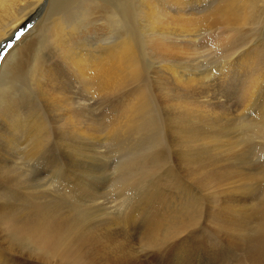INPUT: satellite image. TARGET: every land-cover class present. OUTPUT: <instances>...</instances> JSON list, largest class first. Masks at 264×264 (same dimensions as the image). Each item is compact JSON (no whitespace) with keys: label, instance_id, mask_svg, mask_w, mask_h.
Returning <instances> with one entry per match:
<instances>
[{"label":"rangeland","instance_id":"obj_1","mask_svg":"<svg viewBox=\"0 0 264 264\" xmlns=\"http://www.w3.org/2000/svg\"><path fill=\"white\" fill-rule=\"evenodd\" d=\"M111 1L112 6H110L109 8L113 10L114 21L112 23L114 24H112L110 21L108 22V20L106 19L109 14L108 10L110 9L104 7L105 0H51L43 5L39 10H34L35 12H33L28 17L29 21L24 25L22 24L21 26H19V31L17 30L14 36H10L0 44V75H2L3 78V84L0 88V93L4 89V83L6 79V71L4 68H2V65L3 62L6 64L9 63V60L4 61L7 53L11 48L9 47V45L13 46L26 35L31 34L22 42V44H24L28 39H31V44H29L30 46L28 45L26 49H24L26 50V52L23 51L22 55H20L22 58L20 66L23 65L24 59H27V57L31 53H33V51L36 52L38 50L40 54L44 56L43 58L45 60V63L47 62L49 65H53L51 70L55 73L53 78H50L52 86L50 87L51 96L49 95V97L51 98H49L48 101L52 102L53 100L55 101V99L57 101H55L54 104L53 102L49 103L48 101H46L49 104L47 106H43L37 97V91L34 90V93H32V97L30 96V101L33 105L32 112L34 115V121L31 124L34 125H31L32 127L28 130L21 127L16 128L18 131H20V133L16 131L18 134L15 133V130H12V132L14 131L13 133L16 137H14L13 134L10 133L9 135L2 134V132L0 131V134L3 135H0V146L5 145V142L9 140V136L10 138L11 136L14 137L11 138V140L13 141H11V147L1 146L0 151L2 152L0 153L4 155H7L8 153V155H10L12 153L10 156H13L14 161L16 162V164L14 163L13 166L14 168H16L17 173H19L20 175L17 180L16 187V190L19 193L17 197L18 208L33 211L35 215H37V213L39 215V213L41 212L42 214L40 213V215L42 217L36 216L37 219L35 220L37 221L39 218V223H47L49 228L51 226L53 229H55V232L60 227H58V225H61L56 233L57 235H55L54 232V235L58 238H56L57 241H54L58 243V240L61 241L64 237V242H61L63 250H65L64 247H66V250L69 251V253L70 249L71 252L79 249V252L84 251V253L89 250L87 251V254L85 253V256L83 253L80 254V256L78 252L77 255L80 256L77 257L78 260L76 259V256L75 260H70L71 257H68L69 255L62 257L63 259H60L58 258V256L57 258L56 256L49 257V255L45 251L41 250L37 246L39 245L37 244V242L35 244H26L25 246L24 243L20 242L21 240H16V255H25L27 257V262L23 264H29V260L31 259V257L35 262H39L40 264L41 261L42 264L44 262V264H86L87 262L88 264H109L110 261V264L112 262H117L116 264H236L237 253L229 255L226 259L224 258L226 255L223 254L222 251L224 236L228 232L227 230H225L226 228H223L224 224L228 218V220H231L233 218L237 219L240 217L247 218L246 216L251 217V214L253 215L254 213L253 209H255V205L253 206V204H256L255 201H257L256 199L258 198V196H260V194H255V192L253 191L255 190L257 192L260 185V190H264V185L261 184L263 181L262 179L264 178V147L262 145V143L264 142V137H262L263 140H261V137L256 132L255 122L254 125L252 122L255 120L253 118L256 117L258 111L262 110V112L264 113V73H262L264 72L262 71L264 70V68L261 69L262 66L264 67V0H257V3L253 4V7L255 8L254 11L253 7H251L252 4L250 5L249 10L251 11L252 15H254L246 24L227 23V25L219 21L216 25L215 23H213L215 26L212 23H208L209 27L208 25L205 26L207 23L204 24V22H202V25H199L197 23H191V20L189 22H186L185 20L192 17L198 18L200 15L206 14L209 12V10L213 9V6H217L220 2H223L225 0ZM150 3L152 4V6ZM78 5H82V11L80 16L78 18L76 17L77 20L74 21L72 16L75 8ZM147 5L151 7L156 5L155 8H158V12L162 9V13H164L166 10L163 19L167 20L168 18L173 17L174 19L180 20L182 23H184V31L181 32L177 30H167L166 27L164 25L162 27L161 24L158 25H161L160 27H158L159 29L157 27H154V29L153 26L148 25L145 17L148 10V8H146L148 7ZM166 14L169 16H167ZM54 15H61L64 17L65 28H70L71 26L76 25V30L81 31V33L71 34L70 36L74 38L69 42V44L67 42V44L70 46L71 43L75 41L79 45L83 43L80 46V50L84 51L100 50L103 48V44L106 41L111 42V44L114 43L116 45L120 37H124L125 35H127L126 33H131L134 41L135 56L136 58L138 56L137 60L141 62V65H139L141 74L138 73V75L136 76L137 79L132 78L131 81L129 80L131 83L128 81L129 84H127V82L126 87L123 86V89L121 87L119 88V90L112 92L108 95L109 97H105L101 94L96 95L95 98L99 104H97V106L93 108L92 111H89L85 107H81L78 104L77 100L80 101L83 97H85L86 90L80 83L76 81V78L73 76L74 70L70 68V65H65V62L67 63L68 61H63V55L60 52L58 53L56 50H54L53 45H50L48 43L44 45L43 43L38 47L37 44L40 37L39 35L41 33L40 31H42L43 28L41 25H43L50 17ZM165 16L167 17L166 19ZM32 28H34V31L28 33ZM151 28H153V31H150ZM163 28H165L166 32H163ZM155 32H157V37L154 36ZM158 33H162L163 35H159ZM109 34L111 36V39L107 40ZM151 36H154V38L151 39ZM11 38H14V40ZM158 38L162 39L158 40ZM154 39H157L158 41ZM160 42L161 45H158ZM240 62H243L242 65L240 64ZM251 67H253L254 69ZM256 67L259 68L257 69ZM246 69L248 71H246ZM251 69L254 70L252 75H250L252 73ZM65 70L68 72H66ZM259 72L262 74H259L260 76L256 75ZM246 74L249 76H247ZM255 76L261 77V80L259 79L261 82L258 80V85H256L258 89L255 88L259 93L254 89L253 94L247 101L245 97V91L247 86L252 82ZM245 77L248 78L246 79ZM251 77H253V79ZM249 78L251 79L248 81ZM189 79L191 81H187ZM259 82L262 85H260ZM53 85H55L56 87L58 86V90L55 89L56 87ZM259 85L262 91L259 90ZM143 86H146L145 88L147 91ZM21 90L26 96V89L22 88ZM242 90L245 91L243 92ZM59 91L61 92L59 93ZM141 91H143V95L144 97H146L145 99L148 98L147 100L150 101L148 102L149 104L147 105V109L144 108V111L139 113L141 115L139 116L138 114L136 116V118L138 117V120L136 122L142 129L140 128L141 130H138L134 133L133 129L128 128V131L127 128H125L127 132H129L127 133L122 128H114V130L116 129L115 131L119 133L118 134L112 128V131H114L115 135L117 136L116 137L113 134L114 132L111 131V127L114 124L113 121H115L119 116L123 115V109L125 107V104L127 103V100L131 99L133 95H135L136 93H140ZM60 94H63L62 98ZM243 96L245 99L243 98ZM64 97L66 98V100L64 99ZM183 98H185V100H188L187 98H189L191 104L188 107H186L187 105L183 104V101H185ZM174 99L177 100V102L179 100L181 101L176 104V101H173ZM243 100H245L246 102ZM16 101L24 102L26 104L30 103L27 97H24V100L22 101L17 98ZM58 101L60 102L58 104H60L61 106H57ZM197 101H199L200 103H196ZM243 102L247 105L243 104ZM66 103L67 106H65ZM181 105L185 106L180 107ZM197 105L199 108L197 107ZM199 105H204L203 108L206 107L208 111H205L206 109H204L203 111V109ZM55 106L57 108H55ZM63 106L66 107V109ZM189 107H191L192 109L194 107V109L192 110L190 108L189 110ZM196 108L197 111H195ZM73 111H76L75 114L78 115L79 124H76L77 128L79 127V125L80 127H82V125L83 127L91 125L93 128V132L91 133V135H93L94 137L95 135H100L99 137L96 136L97 140L93 136L91 137L90 134L89 135L91 139L88 137L89 135H87L86 138V135L70 133L73 132L70 129H73L75 124H73L69 119L65 120V118H68V112L71 113ZM193 111H195L197 114H194ZM189 112H191V114ZM205 112H208L209 114H203ZM80 114H82V116H80ZM136 118L134 117V119ZM63 119L64 122H62ZM134 119L132 120V124H134V126H137L136 122H134ZM36 120L38 123L36 122ZM92 120L93 122H91ZM65 121H69L70 123ZM0 122L1 128L3 126V122L5 121H1L0 119ZM111 122L113 124H111ZM67 124L72 127L70 128ZM94 124L97 125V127L94 126ZM109 124H111V126ZM221 124L223 125L221 126ZM40 127H44L42 128L43 130ZM67 127H69L70 129ZM105 127L106 129H104ZM94 128H96L97 132L101 131V133L95 132L96 134H93L95 131ZM170 128L174 129V131L176 130V133H173V130H170ZM21 129H23L24 131ZM181 129L183 131H181ZM105 130H108V132ZM121 130L124 131V133L122 131L123 134L121 133ZM109 132H112L111 135ZM33 133L35 135L37 134L35 136L36 139L34 138ZM190 134H195L197 138L195 136L192 137ZM27 136H30V138H27ZM80 136L83 138H80ZM182 136L185 137L183 138ZM201 136H203L204 138ZM206 136L208 139L206 138ZM191 137L192 140L194 137L195 138L193 141L189 142L191 140ZM198 137H201L202 139L200 138L199 140ZM218 137H221L222 139L219 140ZM2 138L3 140H5L4 142ZM185 138L188 139V142ZM230 138L233 139L231 143ZM226 139H228L229 141H225ZM183 140H185L186 142H184ZM207 141L208 143L206 144ZM38 142L40 143V146L37 145L39 144ZM228 146H230L231 148H233L234 146L235 147L233 148V150L229 147L228 150ZM189 147L191 150L189 149ZM210 147H212V150L209 149ZM7 148L9 152L8 150L5 151ZM218 150H220L222 153L220 151L219 153ZM190 153L192 155H190ZM186 154L188 156H186ZM190 160L193 162H191ZM262 165L263 170L261 169ZM199 166L201 168H205V172H202L203 169H201ZM208 166L210 167V170ZM197 168L198 171L196 172ZM212 168L215 171L211 170ZM258 168L263 171V176L260 174V170L259 172H256L258 171ZM206 169L207 171L209 170L210 173H208ZM231 169L234 170V174L231 173L233 171H229ZM235 169L238 170L237 173ZM192 170H194V172ZM199 170L201 172H199ZM190 171H192V173ZM253 172L259 173L260 176L257 177L258 174H256L255 178ZM246 173H249V176L254 175V178L247 176ZM217 174H219L220 176ZM227 174L228 176L226 177ZM243 174L244 177L242 180ZM205 175L209 176L206 177ZM215 175H217L216 179ZM232 175H236V178H234ZM245 175L247 178L245 177ZM231 176L232 178H230ZM0 177L6 178L5 174H0ZM196 177H198V179ZM226 178L229 180L226 181ZM207 179H210L208 181H212L208 183ZM260 179L261 181H259ZM220 180L221 182H219ZM244 180V183L249 182V185L246 186L242 183V189L241 182H243ZM248 180H251V182ZM239 181H241L240 184L238 183ZM213 182L216 186H214ZM217 183H219L218 186H220V190H218ZM223 183H225V185ZM229 184L235 185V187H237L238 189L241 186L240 189L242 192L240 190L232 188L233 186ZM257 184L259 185L257 186L258 188H256ZM167 185L169 186V188ZM206 186H211L212 188H207ZM229 186L234 192L232 190L230 191V188L228 189ZM253 186L254 189H252ZM205 189H207V191ZM5 190H2L0 192V201L11 200L10 196H13L10 195V193L13 194L12 191H9L8 189V191ZM216 190H218V192ZM251 190L252 193H250ZM220 191H223L225 193L227 192V195L225 193L223 194V192ZM24 193L29 194V199L33 201H26L21 196ZM4 194L5 196H2ZM232 196L238 197L237 199H241V202L240 200L238 201ZM230 198H232L231 201H229ZM233 199H236L237 203H235V200L233 201ZM250 201H253V204ZM177 202L178 204H176ZM244 202L246 207L243 205ZM195 203L197 206H195ZM227 203L228 206L226 205L227 207H225L224 204ZM238 204L242 206L240 207ZM236 205L238 207H236V210L238 209L237 211L234 210ZM198 206H200L199 208L201 210L198 208ZM157 207L160 208L158 209ZM223 207L225 210L223 209ZM220 209L221 211L224 210V212H226L225 219L223 217L224 212H221ZM240 209L243 210V213ZM218 211V215H222L221 217L225 221H223V225L221 223L223 219L217 215ZM234 211L236 212L235 215L233 214L235 213ZM239 211L240 213L237 214ZM48 212L50 213L47 216ZM163 212H169L167 213V215L171 213L169 217L170 223L168 221V217L166 220H163V226H166L164 227L166 232L164 231V229H162L160 233L162 231L163 233H161L159 237H164L162 238V240L160 238H154L156 240L158 239L157 242H155V240H152L150 237L152 234L151 228L153 226V224L151 225V223H153L154 217L157 213L159 214ZM220 212L223 214H221ZM51 213H54L55 216L51 217L53 216V214ZM187 213L193 216L194 214H196V216L198 217H194L196 220L193 218V221L195 220L197 222H193L192 220H190L189 223H191H187L188 226L184 224L187 227L181 225L182 228L184 227L183 229L181 228L182 230L180 229L181 226L177 228L179 229V231H177L179 232L178 234H176L177 232H173V234H171V230H174L172 229L174 223L172 224L173 221L171 220V216L182 215L181 217L185 218L186 215H189ZM229 213V216H231L232 218L227 217V214ZM45 214L46 217H44L43 219V216H45ZM240 214H243V216ZM133 215H135V218ZM232 215H234V217ZM213 216H216V220L213 218ZM126 218L127 221H125ZM198 218H200V220ZM218 218L220 219L217 220ZM131 219L132 222L130 221ZM43 220L45 222H43ZM48 220L49 222L50 220L52 222L49 223ZM127 222L129 223L127 224ZM35 223L37 224V222ZM169 225L171 230L168 231L167 234V228H169ZM147 226H151L150 228H148V232L150 231L151 234L148 235V232L145 231L147 229ZM72 228H74V230ZM63 229L66 231H64ZM70 230L72 231V233ZM65 232L68 237H66ZM251 233V231H248V234ZM77 234H79L78 238ZM174 234L176 235V237H173L175 236ZM96 235L99 237L97 238ZM72 236H75L74 238H76L77 240H80L82 238L85 239L77 241L76 239L74 240ZM90 236L93 238H91ZM143 236L145 237V239L147 238V241H154L155 243L146 242ZM89 237L90 239L88 240ZM66 238L69 240H66ZM168 239L171 241H169ZM71 240L74 241L72 242L71 246H69ZM83 240L88 241V244ZM76 241L78 242V244ZM93 242H95V244L97 245H93ZM89 243L90 248L88 246L89 249L85 250V247L87 248V245H89ZM115 243L117 244V246ZM152 245L157 246L158 248L153 247ZM96 246L97 248L99 247V252L101 254L99 252H95L96 250L94 249L96 248L93 247ZM69 247L71 248L69 249ZM106 248L109 250L106 251ZM125 248L126 250H124ZM112 249L118 255H115ZM40 252L45 253V255L41 254ZM104 253L110 258H106ZM92 254H94V258ZM98 254H100V256ZM83 256H87L86 258H84L85 261L81 260L83 259ZM90 256H92V259H90ZM72 257H74V255ZM95 257L97 259H101L102 257V259H99V261L95 259ZM53 258H56V261ZM105 259L106 261L108 259L111 260H108L109 262L106 263ZM96 261L101 263H96Z\"/></svg>","mask_w":264,"mask_h":264},{"label":"bare ground","instance_id":"obj_2","mask_svg":"<svg viewBox=\"0 0 264 264\" xmlns=\"http://www.w3.org/2000/svg\"><path fill=\"white\" fill-rule=\"evenodd\" d=\"M49 1H51V0H0V44H1V42H3L5 39H7V38H9L10 36L12 37V36H14V34L17 32V30L19 31V26H21L22 24L24 25L26 22H28L29 21V19H28V17L33 13V12H35L34 10H39L43 5H45L46 3H48ZM89 1H91V0H89ZM223 1V0H222ZM150 2V1H149ZM263 2V1H262ZM144 3H145V1H144ZM143 3V4H144ZM254 3H257V0H225V1H223V2H220L217 6L215 5V6H213L214 8L213 9H211V10H209V12L208 13H206V14H203V15H200L198 18H195V17H192V18H188V19H186L185 21L186 22H189L190 20H191V23H197V24H203L202 22H204V24H206L205 26H207L208 25V27H209V24L208 23H215V25L219 22V21H221V23H225V24H227V23H230V24H233V23H238V24H246L249 20H250V18L254 15H252V13H251V11L249 10V7H250V5L252 4V6L251 7H253L254 5ZM151 4V3H150ZM256 5V4H255ZM110 6H112V1L111 0H105V6L104 7H106L107 9H110V10H108L109 11V14H108V16H107V20H108V22L110 21L111 23L114 21V19H113V10L111 9V8H109ZM146 6V5H145ZM148 6V5H147ZM151 6H152V4H151ZM151 6H148V7H146V8H148V10H147V13H146V11H145V13H146V22H147V24L148 25H151V26H153V28L154 27H160L161 25H162V27H163V25L166 27V29L167 30H177V31H184V23H182L180 20H178V19H174L173 17H170V18H168L167 20H164L163 19V17H164V15H165V12H166V10H165V12L164 13H162L163 12V10L161 9L159 12H158V8H155V6H153V7H151ZM257 6V5H256ZM77 8H78V11H77ZM161 8V7H160ZM143 9V8H142ZM250 9H252V8H250ZM254 7H253V11H254ZM81 11H82V5H78L76 8H75V10H74V13H73V16H72V18L74 19V21H76L77 20V18L80 16V14H81ZM141 11V10H140ZM38 12V11H37ZM139 14V13H138ZM160 14H162V15H160ZM168 14V13H167ZM166 14V15H167ZM160 16H162V17H160ZM167 16H169V15H167ZM77 17V18H76ZM167 17L165 16V19H166ZM163 19V20H162ZM208 19H209V21H208ZM107 22V21H106ZM64 24H65V19H64V17L63 16H61V15H54V16H52V17H50L43 25H41L43 28H42V31H40L41 33H40V37H39V39H38V47L39 46H41L43 43H44V45H46L47 43L48 44H50V45H53V48H54V50H56L58 53L60 52L62 55H63V61H68L67 63L65 62V65L66 64H68V65H70V68H72L74 71H73V76L76 78V81L78 82V83H80L84 88H85V90H86V95H85V97H83L80 101H78L77 100V102H78V104L81 106V107H85V108H87L89 111H92L93 110V108H95L96 106H97V104H99L98 103V101L96 100V95H99V94H101V95H103V96H108L109 94H111L112 92H114V91H116V90H119V88H121L122 87V89H123V86L124 87H126V83L130 80L131 81V79L132 78H136L137 79V75H138V73L139 74H141V69H140V66L139 65H141V62L139 61V60H137V58H138V56H137V58H136V56H135V51H134V41H133V36L131 35V33H126L127 35H125L124 37H120V39L118 40V43L115 45L114 43L113 44H111V42H104V46H103V48L102 49H100V50H96V51H94V50H89V51H84V50H80V46L83 44V43H81V45H79L76 41L75 42H72L71 43V45L69 46L68 44H69V42L70 41H72L73 40V38L74 37H71L70 35L71 34H77V33H81V31H79V30H76V25H73V26H71L70 28H65V26H64ZM112 24H114V23H112ZM159 24H161L160 26H158ZM220 24V23H219ZM37 25V24H36ZM214 25V24H213ZM214 25V26H215ZM223 25V24H222ZM228 25V24H227ZM150 26V27H151ZM204 26V25H203ZM224 26V25H223ZM36 27V26H35ZM34 27V28H35ZM40 27V26H39ZM149 27V28H150ZM211 27V26H210ZM226 27V26H225ZM234 27V26H233ZM34 28H32V29H30V31L28 32V33H30V32H32V31H34ZM147 28V27H146ZM153 28H151L150 29V31L152 30L153 31ZM155 29V28H154ZM159 29V28H158ZM164 30H163V32L165 31L166 32V30H165V28H163ZM162 30V29H161ZM155 31V30H154ZM157 31V30H156ZM174 31V32H175ZM127 32V31H126ZM158 32V31H157ZM157 32H155V35L154 36H156V33ZM173 32V31H172ZM38 33V32H37ZM34 34V33H33ZM159 34V33H158ZM175 34H176V32H175ZM31 34H29V35H26V36H24L20 41H18L17 43H15L13 46H11V48H10V50H9V52L7 53V55H6V57H5V59H4V61L5 60H9V63L8 64H6V63H4L3 62V65H2V68H4L5 69V71H6V79H5V83H4V89H3V91L0 93V119H1V121L2 120H4L5 122H3V126L0 128V131L2 132V134H7V135H9V133L10 134H13V136H14V131L12 132V130H15V133H17V132H19L20 133V131H18L16 128H18V127H21V128H24V129H26V130H28L29 128H31L33 125L31 124L33 121H34V119H33V117H34V115H33V108H32V102L30 101V96L32 97V93H34L33 91L35 90V91H37V97H38V99L40 100V102L42 103V105L44 106V105H48L49 103H52L53 102V104L55 103V101H57L56 99H55V101L53 100L52 102H49L48 101V99L49 98H51V97H49V95H50V87L52 86V84H51V82H50V78L52 77L53 78V76L55 75V73L51 70V68H52V66L53 65H49L47 62L45 63V60H44V56L43 55H41L40 54V52L37 50L36 52H34L33 51V53H31L28 57H27V59H24V63H23V65L22 66H20V63H21V61H22V58H21V56L20 55H22V53H23V51H25L26 52V50H24V49H26V47L29 45V44H31V39H28V40H26L25 41V43L24 44H22V42L25 40V39H27V37H29ZM152 35V34H151ZM159 35H163L162 33L161 34H159ZM177 35V34H176ZM36 36V35H35ZM154 36H151V39L152 38H154ZM157 37V36H156ZM155 37V38H156ZM169 38V37H168ZM11 39H13L14 40V38H11ZM110 40L111 39V36H110V34L108 35V38H107V40ZM150 39V40H151ZM159 39H162V38H158V40ZM154 40H157V39H154ZM154 40H152V41H154ZM157 40V41H158ZM151 41V42H152ZM67 42H68V44H67ZM155 43V42H154ZM158 43V42H157ZM115 45V46H114ZM158 45H161V42L158 44ZM157 45V46H158ZM30 46V45H29ZM37 47V46H36ZM37 47V48H38ZM45 47V46H44ZM28 49V48H27ZM136 50V49H135ZM137 52V51H136ZM137 55V54H136ZM26 56V55H25ZM249 59V58H248ZM245 60V59H244ZM247 60V59H246ZM253 60V59H252ZM258 60V59H257ZM62 61V60H61ZM138 62H140V63H138ZM244 62V61H243ZM242 62V63H243ZM242 63L240 62V64L242 65ZM248 64V63H247ZM250 64H253V63H250ZM240 65V66H241ZM259 65V64H258ZM247 66V65H246ZM66 67V66H65ZM243 67V66H242ZM244 67H245V65H244ZM243 67V68H244ZM248 68H249V65H248ZM247 68V69H248ZM251 68H253V67H251ZM257 68V67H256ZM255 68V69H256ZM259 68V67H258ZM257 68V69H258ZM261 68V67H260ZM264 67L262 66V68L261 69H263ZM67 69H68V67H67ZM245 69V68H244ZM246 69V71H248ZM254 69V68H253ZM55 70V69H54ZM143 70V69H142ZM252 70V69H251ZM250 70V71H251ZM64 71V70H63ZM66 71V70H65ZM253 71L254 70H252V73L250 74V75H252L253 74ZM261 71V70H260ZM262 71H264V70H262ZM66 72H68V71H66ZM72 72V71H71ZM257 72V71H256ZM173 73V72H172ZM262 73H264V72H262ZM262 73H258V74H256V75H258V76H260ZM260 74V75H259ZM247 75V74H246ZM254 75H255V73H254ZM254 75H253V77H254ZM264 75V74H263ZM262 75V76H263ZM173 76V75H172ZM177 76V75H176ZM247 76H249V75H247ZM180 77V76H179ZM253 77H251L252 79H253ZM51 78V79H52ZM55 78V77H54ZM139 78V77H138ZM246 78V77H245ZM245 78H244V80H245ZM248 78V77H247ZM246 78V79H247ZM251 78H249L248 79V81L251 79ZM263 78H264V76H263ZM262 78V79H263ZM136 79H135V81H136ZM174 79V78H173ZM181 79V78H180ZM179 79V80H180ZM183 79V78H182ZM261 80V77H256L255 76V78L252 80V82L249 84V83H247V84H249L248 86H247V88H246V91L245 90H242L243 92L245 91L246 93V100L248 101L249 100V98H250V96L253 94V90L255 89V88H257L256 87V85H258V80ZM75 80V79H74ZM198 80V79H197ZM259 80V81H260ZM264 80V79H263ZM129 81V82H130ZM133 81V80H132ZM187 81H191L190 79L189 80H187ZM247 81V80H246ZM245 81V82H246ZM247 81V82H248ZM54 82V81H53ZM129 82L127 83V84H129ZM186 82V81H185ZM261 82V81H260ZM259 82V84L260 85H262L261 83ZM131 83V82H130ZM188 83V82H187ZM193 83V82H192ZM264 83V82H263ZM2 84H3V78H2V75H0V88L2 87ZM51 84V85H50ZM55 84V83H54ZM58 84V83H57ZM80 85V86H81ZM145 85V84H144ZM246 85V84H245ZM260 85H259V90H261L260 89ZM53 86H55V85H53ZM56 87V86H55ZM58 87V86H57ZM57 87L55 88V89H57ZM144 87V89L146 90V86H143ZM246 87V86H245ZM244 87V88H245ZM26 89V96H25V94L23 93V91L21 90V89ZM54 88V87H53ZM59 88H60V86H59ZM142 88V87H141ZM258 89V88H257ZM257 89H255V91L257 90ZM58 90V89H57ZM147 91V90H146ZM262 91V90H261ZM61 91H59V93H60ZM63 92V91H62ZM167 92V91H166ZM256 92H258V91H256ZM64 93V92H63ZM146 93V92H145ZM175 93V92H174ZM259 93V92H258ZM165 94V93H164ZM181 94H182V92H181ZM256 94V93H255ZM254 94V95H255ZM34 95V94H33ZM63 95V94H62ZM62 95L60 94V96H61V98H62ZM167 95V94H166ZM254 95H253V97H254ZM51 96V95H50ZM146 96V95H145ZM165 96V95H164ZM175 96V95H174ZM185 96V95H184ZM24 97H27L28 98V100H29V102L30 103H28V104H26V103H24V102H18V101H16V99L17 98H19L21 101L22 100H24ZM34 97V96H33ZM56 97V96H55ZM54 97V98H55ZM109 97V96H108ZM187 97H188V95H187ZM255 97H257V96H255ZM60 98V97H59ZM146 97H144V95H143V91H141L140 93H136L135 95H133L132 97H131V99H129V100H127V103L125 104V107H124V109H123V111H124V113H122L123 115H121V116H119L115 121H113L114 122V124L111 122V124H113L112 125V127H111V131H112V128H113V130H114V128H118V129H120V128H122V129H124V131H126L127 132V130L129 131V129L128 128H130V129H133L132 131L135 133L136 131H138V130H141L142 128L140 127V126H138V123L136 122L137 120H138V117L136 118V116L139 114V113H141L142 111H144V108H146L147 109V105L149 104L148 102H150V101H148L147 99H145ZM177 98H179V97H177ZM181 98V97H180ZM243 98H244V96H243ZM26 99V98H25ZM37 99V100H38ZM64 99L66 100V98L64 97ZM64 99H63V101H64ZM184 100H185V98H183ZM188 100H189V98H187ZM242 99V98H241ZM245 99V98H244ZM33 100V99H32ZM36 100V99H35ZM188 100H185V101H183L182 103L183 104H185V105H187L186 107H188L190 104H191V102H190V100L188 101ZM26 101V100H25ZM46 101H48V102H46ZM51 101V100H50ZM61 101H62V99H61ZM70 101V100H69ZM124 101V100H123ZM173 101H176V104L179 102V101H181V100H179L178 102H177V100H173ZM243 101H245V100H243ZM251 101H252V97H251ZM254 101V100H253ZM38 102V101H37ZM246 102V101H245ZM255 102V101H254ZM39 103V102H38ZM46 103V104H45ZM58 103H60L59 101L57 102V106L58 105H60V104H58ZM125 103V102H124ZM181 103V102H180ZM179 103V104H180ZM194 103V102H193ZM196 103H200L199 101H197ZM202 103V102H201ZM248 103V102H247ZM251 103V102H250ZM195 104V103H194ZM206 104V103H205ZM243 104H246V103H244L243 102ZM249 104V103H248ZM185 105H183V106H185ZM247 105V104H246ZM41 106V105H40ZM61 106V105H60ZM65 106H67V103H66V105ZM171 106V105H170ZM176 106V105H175ZM177 106H179V105H177ZM182 105L180 106V107H183ZM191 106H193V105H191ZM200 106V105H199ZM204 106V105H203ZM203 106H200L202 109H203V111H204V109H206V107H204L203 108ZM245 106V105H244ZM64 107V106H63ZM197 107H198V105H197ZM55 108H57L56 106H55ZM65 109H66V107H64ZM75 108V107H74ZM190 108L191 107H189V110H190ZM199 108V107H198ZM36 109V108H35ZM52 109V108H51ZM145 109V110H146ZM180 109H182V108H180ZM192 109V108H191ZM193 109H194V107H193ZM192 109V110H193ZM72 110H74V109H72ZM78 110V109H77ZM85 110V109H84ZM83 110V111H84ZM185 110H187V109H185ZM198 110H200V109H198ZM40 111V110H39ZM38 111V112H39ZM69 111V110H68ZM179 111V110H178ZM195 111H197V108H196V110ZM195 111H193L194 112V114L196 113ZM205 111H208L207 109L205 110ZM36 112V111H35ZM58 112H60V111H58ZM62 112V111H61ZM64 112V111H63ZM188 112V111H187ZM199 112H201V111H199ZM198 112V113H199ZM40 113V112H39ZM42 113V112H41ZM69 114H67V116H68V118L66 117L65 118V120L66 119H69V120H71L72 121V123L73 124H75L74 125V127H73V129L70 127V125H68L69 127H67V128H69L71 131H73V132H70L71 134H73V133H78V134H80V135H86V138H87V135H91V133L93 132V128H92V126L91 125H87V126H85V127H83V125H82V127H80V125H79V127L77 128V126H76V124L78 123L79 124V120H78V115H76L75 113H76V111L74 112H68ZM144 113V112H143ZM186 113V112H185ZM190 114H191V112H189ZM208 112H205V113H203V114H207ZM62 114V113H61ZM78 114V113H77ZM197 114V113H196ZM209 114V113H208ZM66 115V114H65ZM141 114H139V116H140ZM186 115V114H185ZM187 115H188V113H187ZM215 115H216V113H215ZM60 116V115H59ZM62 116H64V115H62ZM80 116H82V114H80ZM143 116V115H142ZM183 116V115H182ZM199 116H201V115H199ZM38 117V116H37ZM61 117V116H60ZM134 117L136 118V119H134ZM185 117V116H184ZM193 117H194V115H193ZM255 117V116H254ZM2 118H4V119H2ZM168 118V117H167ZM172 118V117H171ZM178 118V117H177ZM191 118H192V115H191ZM38 119V118H37ZM82 119V118H81ZM80 119V120H81ZM134 119V122H136V125L137 126H134V124H132V120ZM139 119H140V117H139ZM175 119H176V117H175ZM180 119V118H179ZM187 119V118H186ZM185 119V120H186ZM194 119V118H193ZM253 119H255L254 121H252L253 122V125H254V122H255V128H256V132H257V134H259V136L261 137V140H263V138L262 137H264L263 135H264V113L262 112V110H260V111H258V113H257V115H256V117L255 118H253ZM252 119V120H253ZM88 120V119H87ZM113 120V119H112ZM182 120V119H181ZM195 120V119H194ZM46 121V120H45ZM61 121V120H60ZM187 121V120H186ZM193 121V120H192ZM36 122H37V120H36ZM62 122H64V119L62 120ZM65 122H69V121H65ZM91 122H93V120L91 121ZM1 123V122H0ZM38 123V122H37ZM44 123V122H43ZM70 123V122H69ZM71 123V124H72ZM82 123V122H81ZM189 123V122H188ZM41 124V123H40ZM40 124H39V126H40ZM47 124V123H46ZM77 124V125H78ZM83 124V123H82ZM111 124H109L110 126H111ZM208 124V123H207ZM32 125V126H31ZM65 125V124H64ZM105 125V124H104ZM108 125V126H109ZM185 125V124H184ZM189 125V124H188ZM191 125V124H190ZM209 125V124H208ZM223 124H221V126H222ZM42 126H43V124H42ZM94 126H96L97 127V125H95L94 124ZM109 126V127H110ZM38 127V126H37ZM99 127V126H98ZM104 127V126H103ZM179 127V126H178ZM189 127V126H188ZM224 127V126H223ZM33 128H36V127H33ZM41 129L42 128H44V127H40ZM125 128H127V130L125 129ZM141 128V129H140ZM41 129H39V130H41ZM69 129H67V130H69ZM95 129V131H94V133L93 134H96L95 132H97L96 131V128H94ZM103 129V128H102ZM104 129H106V127L104 128ZM172 128H170V130H171ZM192 129H194V128H192ZM19 130H20V128H19ZM21 130H23V129H21ZM32 130V129H31ZM30 130V131H31ZM38 130V131H39ZM43 130V129H42ZM116 130V129H115ZM114 130V131H115ZM173 130V133L175 132L176 133V130L174 131V129H172ZM185 130V129H184ZM196 130V129H195ZM17 131V132H16ZM24 131V130H23ZM105 131H107L108 132V130H105ZM114 131H112V132H114ZM122 131L123 130H121V133H122ZM124 131H123V133H124ZM131 131V130H130ZM181 131H183L182 129H181ZM186 131V130H185ZM188 131H189V128H188ZM35 132V131H34ZM37 132V131H36ZM106 132V133H107ZM111 132V133H112ZM116 132V131H115ZM115 132L113 133L114 135H115ZM119 132H120V130H119ZM187 132V131H186ZM223 132V131H222ZM38 133V132H37ZM69 133V132H68ZM69 133V134H70ZM97 133H101V131L100 132H97ZM110 133V132H109ZM111 133H110V135H111ZM116 133H118V132H116ZM122 133V134H123ZM127 133H129V132H127ZM184 133V132H183ZM189 133H191V132H189ZM203 133V132H202ZM2 134H0L1 136H3ZM18 134V133H17ZM28 134V133H27ZM31 134H32V132H31ZM30 134V135H31ZM43 134V133H42ZM112 134V135H113ZM119 134V133H118ZM117 134V135H118ZM126 134V133H125ZM201 134V133H200ZM211 134V133H210ZM213 134V133H212ZM33 135H34V138H35V136L37 135H35L34 133H33ZM40 135V134H39ZM75 135V134H74ZM73 135V136H74ZM90 135L88 136L89 138H90ZM184 135V134H183ZM191 135V134H190ZM197 135H198V133H197ZM215 135V134H214ZM213 135V136H214ZM221 135V134H220ZM220 135H218V136H220ZM11 136V138H14V137H16V136ZM48 136V135H47ZM93 135H91V137H92ZM96 136L97 135H95V137L94 138H96ZM100 136V135H99ZM99 136H97V137H99ZM116 136V135H115ZM121 136V135H120ZM187 136H188V134H187ZM192 137L193 136H195V134L194 135H191ZM30 138V136H27V138ZM117 137V136H116ZM122 137V136H121ZM183 137V136H182ZM181 137V138H182ZM185 137V136H184ZM183 137V138H184ZM192 137H191V140L189 141V142H191V141H193L194 140V138L196 137H194L193 138V140H192ZM201 137H203V136H201ZM200 137V138H201ZM210 137V136H209ZM222 137H224V136H222ZM4 138V137H3ZM3 138H2V140H3ZM9 138V140H7L6 142H5V145H3V146H5V147H11L10 145H11V138H10V136L8 137ZM48 138V137H47ZM80 138H83V137H81L80 136ZM120 138V137H119ZM180 138V137H179ZM188 138H189V136H188ZM197 138V137H196ZM199 138V137H198ZM200 138H199V140H200ZM204 138V137H203ZM206 138H207V136H206ZM213 138V137H212ZM211 138V139H212ZM219 138V137H218ZM226 138V137H225ZM258 138V137H257ZM36 139V138H35ZM40 139V138H39ZM91 139V138H90ZM100 139V138H99ZM186 139V138H185ZM202 139V138H201ZM208 139V138H207ZM220 139H222L221 137L219 138V140ZM229 139V138H228ZM228 139H226L225 141H227ZM231 139V138H230ZM29 140V139H28ZM42 140V139H41ZM96 140H97V138H96ZM179 140H181V139H179ZM188 139H186V141H187ZM218 140V139H217ZM233 139H231L230 140V143H231V141H232ZM259 140V139H258ZM5 140H3V142H4ZM15 141V140H14ZM18 141V140H17ZM40 141V140H39ZM44 141V140H43ZM184 142H186L185 140H183ZM205 141V140H204ZM224 141V140H223ZM229 141V140H228ZM227 141V142H228ZM2 142V141H1ZM13 142V141H12ZM31 142V141H30ZM35 142V141H34ZM188 142V141H187ZM226 142V143H227ZM255 142V141H254ZM256 142H257V140H256ZM39 143V142H38ZM203 143V142H202ZM208 143V141L206 142V144ZM212 143V142H211ZM218 143V142H217ZM225 143V144H226ZM233 143V142H232ZM264 143V142H263ZM262 143V145H263V147H264V144ZM3 144V143H2ZM36 144V143H35ZM184 144V143H183ZM186 144V143H185ZM204 144V143H203ZM205 144V145H206ZM228 144V143H227ZM259 144V143H258ZM260 144H261V142H260ZM259 144V145H260ZM37 145H39L40 146V143L39 144H37ZM36 145V146H37ZM42 145V144H41ZM187 145V144H186ZM196 145V144H195ZM230 145V144H229ZM2 146V145H1ZM0 146V147H1ZM2 146V147H3ZM191 146V145H190ZM222 146V145H221ZM223 146H224V143H223ZM261 146V145H260ZM13 147V146H12ZM14 147H16V146H14ZM213 147H215V146H213ZM219 147V146H218ZM226 147V146H225ZM224 147V148H225ZM229 147L230 146H228V150H229ZM235 147V146H234ZM233 147V148H234ZM35 148V147H34ZM212 147H210L209 149H211ZM221 148V147H220ZM231 148V147H230ZM233 148H231L232 150H233ZM259 148V147H258ZM10 149H12V148H10ZM37 149V148H36ZM82 149V148H81ZM189 149H190V147H189ZM261 149V148H260ZM1 150H2V148H1ZM5 150V149H4ZM8 150V148L5 150V151H7ZM191 150V149H190ZM212 150V149H211ZM222 150H224V149H222ZM264 150V149H263ZM189 151V150H188ZM220 150H218V152H219ZM225 151H227V150H225ZM0 152H2V151H0ZM4 152V151H3ZM8 152H9V150H8ZM184 152V151H183ZM190 152V151H189ZM205 152V151H204ZM221 152V151H220ZM219 152V153H220ZM7 153V152H6ZM10 153H11V151H10ZM186 153V152H185ZM184 153V154H185ZM193 153H195V152H193ZM222 153V152H221ZM9 154V153H8ZM4 155V154H1L0 153V174L1 175H3V174H5V176H6V178L5 177H3V178H1V180H0V192L2 191V190H5V191H12L13 192V194H11L10 192V195H13V196H10L11 198V200H6V201H0V264H23V263H26L27 262V257L24 255H16V251H15V241L16 240H21L20 242H22V243H24L25 244V246H26V244H30V243H36L37 242V244H39V245H37L41 250H43V251H45L48 255H49V257L51 256V257H55L56 256V258H57V256H58V258H60V259H63L62 257H64V256H67V255H69L68 257H71L70 258V260H75V256H76V259L78 260V258L77 257H80L81 255L80 254H84V256H85V253L87 254V251H89V250H87V249H89L90 248V243H89V245H87V248L85 247V250H87L85 253H84V251L83 252H79V249L78 250H74V252H71V247H69V249H70V253H69V251H67L66 250V247H64L65 248V250H63V248H62V243L61 242H64L63 240H65L64 239V237H63V240H58V243L57 242H55V241H57L56 240V236L55 235H57L56 233H57V231H58V229L61 227V225H58V229H57V231L55 232V229H53L51 226H50V228H49V226H48V224L47 223H39V218H38V220L36 221L35 219H37L36 218V216L38 217V216H40V217H42L41 215H40V213H39V215H38V213H37V215H35L34 214V212L33 211H30V210H28V209H23V208H18V205H17V197H18V195H19V193H18V191L16 190V187H17V180H18V178H19V173H17V170H16V168H14V166H13V164L15 163L16 164V162L14 161V157L13 156H10V155ZM189 154V153H188ZM190 155H192L191 153H190ZM194 155H196V154H194ZM213 155H215V154H213ZM224 155V154H223ZM228 155V154H227ZM232 155V154H231ZM186 156H188L187 154H186ZM205 156V155H204ZM184 157V156H183ZM191 157V156H190ZM192 157H194V156H192ZM208 157V156H207ZM228 157V156H227ZM185 158V157H184ZM187 158V157H186ZM214 158V157H213ZM188 160V159H187ZM186 160V161H187ZM156 161V160H155ZM185 161V160H184ZM191 161V160H190ZM207 161V160H206ZM157 162V161H156ZM189 162V161H188ZM191 162H193V161H191ZM190 162V163H191ZM196 163V162H195ZM156 164V163H155ZM206 164V163H205ZM218 164V163H217ZM188 165V164H187ZM186 165V166H187ZM199 165H201V164H199ZM212 166V165H211ZM229 166H231V165H229ZM200 167V166H199ZM209 167V166H208ZM259 167V166H258ZM201 168V167H200ZM214 168V167H213ZM211 169V170H214V169ZM223 168H225V167H223ZM237 168V167H236ZM260 168H261V166H260ZM260 168H258L257 170L258 171H256V172H259V170H260ZM195 169V168H194ZM201 169H203L202 170V172L204 171L205 172V168H201ZM200 169V170H201ZM218 169V168H217ZM262 170H263V165H262V168H261ZM199 170V172H201ZM209 170H210V167H209ZM209 170L207 171V169H206V171L208 172V173H210L209 172ZM184 171V170H183ZM193 172H194V170H192ZM192 171H190L191 173H192ZM198 171V168H197V170H196V172ZM215 171V170H214ZM229 171H233V172H231V173H233L234 174V170L233 169H231V170H229ZM235 171H236V173H237V171L238 170H236L235 169ZM240 171V170H239ZM243 171V170H242ZM261 171V170H260ZM264 171V170H263ZM263 171H261L260 172V174L262 175L263 173ZM226 172H227V170H226ZM245 172V171H244ZM255 172V171H254ZM253 172V174L255 175V178H256V174H258V176L257 177H259L260 176V174L259 173H254ZM189 173V172H188ZM211 173H213V172H211ZM220 173V172H219ZM221 173H222V171H221ZM243 173V172H242ZM241 173V174H242ZM252 173V172H251ZM250 173V174H251ZM187 174V173H186ZM194 174H196V173H194ZM249 173H246V175L247 176H249L248 175ZM190 175V174H189ZM196 175H198V174H196ZM204 175V174H203ZM217 175H219V174H217ZM217 175H215V179H216V176ZM246 175H245V177H246ZM253 175V176H254ZM192 176V175H191ZM206 176V175H205ZM209 176V175H208ZM208 176H206V177H208ZM220 176V175H219ZM228 176V174L226 175V177ZM233 176V175H232ZM232 176L230 177V178H232ZM238 176H239V174H238ZM253 176H249V177H253ZM263 176V175H262ZM262 176H261V178H262ZM194 177H195V175H194ZM222 177V176H221ZM224 177V176H223ZM234 178H236V175H234L233 176ZM243 177H244V174H243V176H242V180H243ZM264 177V176H263ZM6 180H5V179ZM192 178H193V176H192ZM197 179H198V177H196ZM211 178V177H210ZM218 178V177H217ZM233 178V179H234ZM240 178V177H239ZM238 178V179H239ZM247 178V177H246ZM254 178V177H253ZM2 179H4V180H2ZM173 179V178H172ZM187 179V178H186ZM194 179V178H193ZM201 179V178H200ZM202 179H203V177H202ZM201 179V180H202ZM227 179V178H226ZM208 180H210V179H207V181ZM214 180V179H213ZM229 179H227L226 181H228ZM236 180V179H235ZM234 180V181H235ZM263 181H262V183L261 184H263L264 185V178L262 179ZM155 181V180H154ZM192 181H194V180H192ZM206 181V182H207ZM212 181V180H211ZM211 181H208V183L209 182H211ZM222 181H223V178H222ZM225 181V182H226ZM230 181H231V179H230ZM229 181V182H230ZM247 181V180H246ZM248 181H250L251 182V180H248ZM257 181V180H256ZM259 181H261V179L259 180ZM259 181H258V183H259ZM197 182H199V181H197ZM204 182V181H203ZM214 182H215V180H214ZM213 182V183H214ZM219 182H221V180L219 181ZM240 182L241 181H239L238 183L240 184ZM245 182V180L243 181V182H241V184L243 183V184H245L246 186L247 185H249L247 182L246 183H244ZM253 182H254V180H253ZM252 182V183H253ZM164 183V182H163ZM201 183V182H200ZM199 183V184H200ZM216 183V182H215ZM215 183H214V186H216L215 185ZM232 183V182H231ZM251 183V184H252ZM256 183V182H255ZM168 184V183H167ZM206 184V183H205ZM218 184L219 183H217V186H218ZM221 184V183H220ZM224 185H225V183H223ZM222 184V185H223ZM234 184H236V183H234ZM238 184V185H239ZM243 184H242V189H243ZM7 187H6V186ZM165 185V184H164ZM201 185H203V184H201ZM207 185V184H206ZM213 185V184H212ZM229 185H231V184H229ZM253 185H255V184H253ZM259 185H260V183H259ZM258 184L256 185V188H258L257 186H259ZM168 186V185H167ZM205 186V185H204ZM227 186H228V184H227ZM231 186H233L232 188H234V189H236V190H240L241 191V189H240V187H239V189L237 188V187H235V185H231ZM237 186V185H236ZM261 186V185H260ZM259 186V188H258V190H257V192L254 190L253 192H255V194L256 193H258V195L260 194V196H258V198L256 199L257 201H255L256 202V204H253V201L251 202L252 204H253V206L255 205V209H253L254 210V213H253V215L251 214V217L250 216H246L247 218H241L240 216V218H237V219H231V220H226V222L224 221V219H225V213L226 212H224V207H223V209L224 210H222L223 212H224V219L220 216V214L218 215V213H219V211L217 212V215L218 216H220L222 219V222L221 221H218V222H221L222 223V225H223V223L225 222V224H224V227L223 228H226L225 230H227L228 232L225 234V236H224V243H223V254H226L225 255V259L229 256V255H231V254H235V253H237V259H236V264H264V190L262 191V190H260V187ZM165 187V186H164ZM178 187V186H177ZM207 188H210V187H208V186H206ZM223 187V186H222ZM222 187H221V189H222ZM226 187V186H225ZM21 188V187H20ZM26 188V187H25ZM168 188H169V186H168ZM212 188V187H211ZM220 188V186H218V190H220L219 189ZM230 188V186L228 187V189ZM232 188H230V191L232 190ZM245 188H247V187H245ZM250 188V187H249ZM8 189V190H7ZM18 189V188H17ZM216 189H217V187H216ZM251 189V188H250ZM252 189H254V186L252 187ZM262 189H263V186H262ZM206 191H207V189H205ZM218 190H216L217 192H218ZM224 190V189H223ZM235 190V191H236ZM195 191V190H194ZM202 191V190H201ZM211 191V190H210ZM227 191V190H226ZM233 191V190H232ZM245 191V190H244ZM244 191H243V193H244ZM156 192V191H155ZM198 192V191H197ZM212 192V191H211ZM220 192H223V191H220ZM234 192V191H233ZM242 192V191H241ZM249 192V191H248ZM247 192V193H248ZM8 193V194H9ZM28 193H30V192H28ZM187 193V192H186ZM201 193V192H200ZM208 193V192H207ZM225 192H223V194H224ZM227 193V192H226ZM225 193V194H226ZM231 193V192H230ZM250 193H252V190H251V192ZM7 194V195H8ZM203 194V193H202ZM212 194V193H211ZM234 194V193H233ZM21 195V194H20ZM206 195V194H205ZM227 195V194H226ZM229 195V194H228ZM247 195V194H246ZM1 196V195H0ZM2 196H5V194L4 195H2ZM9 196V195H8ZM7 196V197H8ZM26 201H29V202H32L30 199H29V197H30V195L29 194H27V193H24V194H22L21 195ZM160 196V195H159ZM193 196H195V195H193ZM196 197H198V196H196ZM203 197H204V195H203ZM206 197H208V196H206ZM213 197H214V195H213ZM216 197V196H215ZM233 198H238V197H234V196H232ZM161 198V197H160ZM202 198V197H201ZM150 199H151V196H150ZM156 199V198H155ZM164 199V198H163ZM183 199V198H182ZM196 199V198H195ZM207 199V198H206ZM229 199V198H228ZM231 199L232 198H230V200L229 201H231ZM236 199H233V201L235 200V203H237V201H236ZM1 200V199H0ZM141 200V199H140ZM238 200V199H237ZM240 200V202H241V199H239ZM238 200V201H239ZM249 200V199H248ZM253 200V199H252ZM254 200H255V198H254ZM158 201V200H157ZM200 201V200H199ZM213 201V200H212ZM211 201V202H212ZM243 201V200H242ZM184 202V201H183ZM193 202H195V201H193ZM206 202V201H205ZM214 202V201H213ZM228 202V201H227ZM153 203V202H152ZM169 203H171V202H169ZM234 203V202H233ZM176 204H178V202L176 203ZM191 204V203H190ZM193 204V203H192ZM201 204H202V202H201ZM209 204V203H208ZM241 204H243V203H241ZM252 204H251V207H252ZM187 205H188V203H187ZM225 205V207H227L228 206V203L227 204H224ZM227 205V206H226ZM231 205V204H230ZM239 205V204H238ZM245 207H246V205H245V202H244V204H243ZM160 206V205H159ZM184 206V205H183ZM195 206H197L196 205V203H195ZM194 206V207H195ZM232 206V205H231ZM234 206V205H233ZM240 206V205H239ZM242 206V205H241ZM240 206V207H241ZM200 206H198V208H199ZM236 207H237V205L235 206V208H234V210H236ZM244 207V208H245ZM134 208V207H133ZM158 208V207H157ZM160 208V207H159ZM158 208V209H159ZM186 208V207H185ZM191 208V207H190ZM189 208V209H190ZM202 208V207H201ZM222 208V207H221ZM233 208V207H232ZM238 208V207H237ZM41 209V208H40ZM187 209V208H186ZM200 209V208H199ZM218 209V208H217ZM228 209V208H227ZM226 209V210H227ZM251 209V208H250ZM194 210V209H193ZM192 210V211H193ZM201 210V209H200ZM238 210V209H237ZM236 210V211H237ZM241 210V209H240ZM188 211V210H187ZM198 211V210H197ZM220 211H221V209H220ZM221 211V212H222ZM232 211V210H231ZM243 210H241V212H242ZM246 211V210H245ZM245 211H244V213H245ZM135 212V211H134ZM159 212V211H158ZM200 212V211H199ZM204 212V211H203ZM220 212V213H221ZM230 212V211H229ZM233 212V211H232ZM231 212V213H232ZM235 212V211H234ZM36 213V212H35ZM50 212H48L47 213V216H48V214H49ZM56 213V212H55ZM167 213H169V212H163V213H157L156 215H155V217H154V220H153V223H151V225L153 224V226H152V228H151V231H152V234H153V237H152V234L150 233V231L148 232V228H150V227H148L147 226V229L145 230V231H147L146 233H147V235L148 234H151V239L153 240L154 238H160L161 240H162V238L164 237V236H162V238L161 237H159L160 235H161V233H163V231L160 233V231L162 230V229H164V227H166V226H163L164 225V223H163V220H166L167 219V217H168V221H169V217H170V214L169 215H167ZM185 213V212H184ZM192 213V212H191ZM216 213V212H215ZM240 213V211L237 213V214H239ZM243 213V212H242ZM42 214V213H41ZM51 214H53V216H51V217H54L55 215H54V213H51ZM130 214H131V212H130ZM129 214V215H130ZM134 214H136V213H134ZM186 214V213H185ZM187 214H189V213H187ZM221 214H223V213H221ZM234 215L236 214V212L235 213H233ZM69 215V214H68ZM189 215H191V214H189ZM189 215H186V216H188V217H186L185 216V218H183V217H181L182 215H180V216H176V215H172L171 216V220L173 221L172 222V224L174 223V225L172 226V229H174V230H171L170 229V225L168 226L169 228H167L168 230H167V234H168V231H170L171 230V234H173V232L175 233V232H177V231H179V229H177L178 227H180L181 225H183V226H185L184 224H186L187 225V223L188 224H190L189 223V221L190 220H192L193 221V218L195 217H198V216H196V214H194V216L193 215H191V216H189ZM199 215V214H198ZM204 215V214H203ZM202 215V216H203ZM216 215V216H217ZM228 216L227 217H231V216H229L230 215V213L229 214H227ZM234 215H232L233 217H234ZM240 215H242L243 216V214H240ZM50 216V215H49ZM128 216V215H127ZM134 216V218H135V215H133ZM132 216V217H133ZM137 216H138V212H137ZM184 216V215H183ZM200 216V215H199ZM216 216L214 217L213 216V218L215 219L216 218ZM44 217H46V214H45V216H43V219H44ZM70 217V216H69ZM151 217V216H150ZM237 217H238V215H237ZM58 218V217H57ZM68 218V217H67ZM84 218V217H83ZM194 218V219H195ZM232 218V217H231ZM235 218H236V216H235ZM51 219V218H50ZM53 219V218H52ZM66 219V218H65ZM129 219V218H128ZM199 220H200V218H198ZM220 218H218L217 220H219ZM46 220V219H45ZM68 220V219H67ZM71 220V219H70ZM79 220V219H78ZM137 220V219H136ZM136 220H133V221H136ZM152 220V219H151ZM150 220V221H151ZM196 220V219H195ZM194 220V221H195ZM216 220V219H215ZM65 221V220H64ZM125 221H127V218H126V220ZM131 222H132V219L130 220ZM129 221V222H130ZM187 221V222H186ZM193 221V222H194ZM224 221V222H223ZM35 222H37V224L35 223ZM42 222V221H41ZM43 222H45L44 220H43ZM48 222H49V220H48ZM52 221L50 220V222L49 223H51ZM53 222H56V221H53ZM67 222V221H66ZM66 222H64V223H66ZM74 222H76V221H74ZM122 222V221H121ZM129 222H127V224L129 223ZM166 222V221H165ZM195 222H197V221H195ZM199 222H201V221H199ZM57 223H58V221H57ZM56 223V224H57ZM79 223V222H78ZM115 223V222H114ZM125 223V222H124ZM123 223V224H124ZM169 223H170V221H169ZM220 223V224H221ZM55 224V223H54ZM53 224V225H54ZM61 224V223H60ZM74 224V223H73ZM87 224V223H86ZM118 224V223H117ZM135 224V223H134ZM150 224V223H149ZM194 224V223H193ZM192 224V225H193ZM49 225H51V224H49ZM65 225V224H64ZM92 225V224H91ZM125 225V224H124ZM136 225V224H135ZM199 225V224H198ZM201 225V224H200ZM63 226V225H62ZM69 226V225H68ZM78 226V225H77ZM104 226V225H103ZM122 226V225H121ZM127 226V225H126ZM188 226V225H187ZM187 226H185V227H187ZM55 227V226H54ZM91 227V226H90ZM97 227V226H96ZM106 227V226H105ZM105 227H103V228H105ZM109 227V226H108ZM195 227V226H194ZM75 228V227H74ZM74 228H72L73 230H74ZM85 228V227H84ZM88 228V227H87ZM93 228H94V226H93ZM98 228V227H97ZM182 228V226L180 227V229ZM184 228V227H183ZM182 228V229H183ZM191 228V227H190ZM193 228V227H192ZM86 229V228H85ZM96 229V228H95ZM95 229H92V230H95ZM129 229V228H128ZM181 229V230H182ZM64 230V229H63ZM88 230H90V229H88ZM115 230V229H114ZM124 230V229H123ZM189 230V229H188ZM188 230H187V232H188ZM64 231H66V230H64ZM71 231V230H70ZM99 231V230H98ZM98 231H97V233H98ZM164 231L166 232V230L164 229ZM184 231V230H183ZM248 231H251L252 233L251 234H248ZM54 232H55V235H54ZM60 232V231H59ZM58 232V233H59ZM76 232H80V231H76ZM83 232H84V229H83ZM92 232V231H91ZM94 232V231H93ZM113 232V231H112ZM129 232V231H128ZM180 232H182V231H180ZM192 232V231H191ZM71 233H72V231H71ZM95 233V232H94ZM145 233V232H144ZM179 232H177L176 234H178ZM183 233H185V232H183ZM206 233V232H205ZM215 233V232H214ZM65 234H66V232H65ZM86 234V233H85ZM104 234V233H103ZM102 234V235H103ZM116 234V233H115ZM164 234H166V233H164ZM170 234V233H169ZM170 234V235H171ZM63 235V234H62ZM62 235H59V236H62ZM69 235V234H68ZM78 235L79 234H77V238H78ZM83 235H84V233H83ZM88 235V234H87ZM105 235V234H104ZM144 235V234H143ZM146 235V234H145ZM175 235V234H174ZM54 236H55V239H54ZM64 236V235H63ZM93 236H94V234H93ZM97 236V235H96ZM167 236V235H166ZM207 236V235H206ZM66 237H68L67 236V234H66ZM75 236H72V238H74ZM84 237V236H83ZM88 237V236H87ZM91 237V236H90ZM90 237L88 238V240L90 239ZM99 236H97V238H98ZM144 237V236H143ZM173 237H176V235L175 236H173ZM59 238H61V237H59ZM91 238H93V237H91ZM101 238V237H100ZM102 238H104V237H102ZM106 238V237H105ZM169 238V237H168ZM58 239V238H57ZM70 239H71V237H70ZM76 238H74V240H75ZM82 239H85V238H82ZM82 239H80V240H77V241H81ZM110 239V238H109ZM114 239V238H113ZM147 239V238H146ZM145 239V237H144V240H146ZM148 239H150V238H148ZM160 239H159V241H160ZM173 239V238H172ZM201 239V238H200ZM55 240V241H54ZM66 240H69V239H67L66 238ZM73 240V241H74ZM96 240V239H95ZM104 240V239H103ZM106 240V239H105ZM155 240V242H157V240L156 239H154ZM165 240H166V237H165ZM169 240V239H168ZM174 240V239H173ZM72 240H71V243H70V245L69 246H71V244H72V242H73ZM76 241V242H77ZM84 241V240H83ZM86 241V240H85ZM84 241V242H85ZM98 241V240H97ZM102 241V240H101ZM115 241V240H114ZM169 241H171V240H169ZM199 241V240H198ZM66 242V241H65ZM69 242V241H68ZM75 242V243H76ZM87 242V244H88V241H86ZM96 242V241H95ZM95 242H93V245L95 244ZM100 242V241H99ZM108 242V241H107ZM111 242V241H110ZM117 242V241H116ZM146 242H149V241H147L146 240ZM150 242H154V241H150ZM149 242V243H150ZM154 242V243H155ZM80 243H83V242H80ZM138 243V242H137ZM148 243V244H149ZM68 244V243H67ZM77 244H78V242H77ZM112 244H114V243H112ZM116 244V243H115ZM135 244V243H134ZM161 244V243H160ZM163 244H164V242H163ZM172 244V243H171ZM190 244V243H189ZM213 244V243H212ZM65 245H66V243H65ZM74 245V244H73ZM81 245V244H80ZM79 245V246H80ZM95 245H97V244H95ZM100 245V244H99ZM98 245V246H99ZM106 245H110V244H106ZM151 245V244H150ZM158 245H159V243H158ZM220 245V244H219ZM64 246V245H63ZM78 246V245H77ZM82 246H83V244H82ZM88 246H89V248H88ZM91 246H92V244H91ZM103 246V245H102ZM114 246V245H113ZM116 246H117V244H116ZM153 246V245H152ZM162 246V245H161ZM75 247H76V245H75ZM127 247V246H126ZM129 247V246H128ZM135 247V246H134ZM153 247H157V246H153ZM68 248V247H67ZM80 248H82V247H80ZM93 248H96V249H94V250H96L95 252H99L100 250H99V247L97 248V246L96 247H93ZM104 248V247H103ZM115 248V247H114ZM117 248V247H116ZM119 248V247H118ZM121 248V247H120ZM158 248V247H157ZM161 248V247H160ZM37 249V248H36ZM109 249H110V246H109ZM109 249H107L106 248V251L107 250H109ZM123 249V248H122ZM40 250V251H41ZM83 250H84V248H83ZM91 250V249H90ZM94 250H93V252H94ZM98 250V251H97ZM103 250V249H102ZM101 250V251H102ZM113 250V249H112ZM121 250V249H120ZM124 250H126V248L124 249ZM128 250H129V248H128ZM131 250V249H130ZM137 250V249H136ZM157 250H159V249H157ZM182 250V249H181ZM81 251V250H80ZM104 251V250H103ZM114 251V250H113ZM233 251V252H232ZM78 252H79V255H77L78 254ZM92 252V253H93ZM120 252H122V251H120ZM41 253V252H40ZM91 253V252H90ZM100 253V252H99ZM103 253V252H102ZM113 253H115V251L113 252ZM136 253V252H135ZM41 254H43V255H45V253H41ZM95 254V253H94ZM94 254H92L93 255V258H94ZM97 254V253H96ZM101 254V253H100ZM100 254H98L99 256H100ZM107 254V253H106ZM70 255H74V257H72V256H70ZM98 255H97V257H98ZM103 255V254H102ZM104 255H105V253H104ZM115 255H118V254H116L115 253ZM120 255V254H119ZM127 255V254H126ZM156 255V254H155ZM83 256V259H81V260H84V258H86V257H84ZM106 256V255H105ZM124 256V255H123ZM46 257V256H45ZM68 257H67V259H68ZM92 256H90V259H92L91 258ZM104 257V256H103ZM108 256H106V258H107ZM115 257V256H114ZM113 257V258H114ZM120 257V256H119ZM48 258V257H47ZM56 258H53L54 260L56 259ZM89 258V257H88ZM108 258H110V257H108ZM112 258V259H113ZM128 258V257H127ZM95 259H97L96 257H95ZM100 259V258H99ZM99 259H97V260H99ZM101 259H102V257H101ZM100 259V260H101ZM116 259H117V257H116ZM65 260H66V258H65ZM81 260H79V261H81ZM99 260V261H100ZM108 260H111V259H108ZM106 261V259H105V261H106V263L107 262H109V261ZM123 260V259H122ZM38 261V260H37ZM41 261V260H40ZM56 261V260H55ZM61 261H63V260H61ZM85 261V260H84ZM103 262H104V260H103ZM111 262V261H110ZM110 262H109V264H110ZM116 262V261H115ZM129 262V261H128ZM34 263H39V262H35L33 259H32V257H31V259L29 260V264H34ZM45 263V262H44ZM43 263V264H44ZM95 263V262H94ZM96 263H101V262H97L96 261ZM113 263V262H112ZM111 263V264H112ZM117 263V262H116ZM116 263H113V264H116ZM119 263V262H118ZM121 263V262H120ZM125 263V262H124ZM127 263V262H126ZM40 264V263H39ZM41 264H42V261H41ZM47 264H49V263H47ZM56 264V263H55ZM86 264H88V262L86 263ZM92 264V263H91ZM104 264V263H103ZM151 264V263H150Z\"/></svg>","mask_w":264,"mask_h":264},{"label":"snow or ice","instance_id":"obj_3","mask_svg":"<svg viewBox=\"0 0 264 264\" xmlns=\"http://www.w3.org/2000/svg\"><path fill=\"white\" fill-rule=\"evenodd\" d=\"M9 47H11V45H9Z\"/></svg>","mask_w":264,"mask_h":264}]
</instances>
